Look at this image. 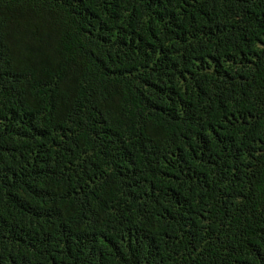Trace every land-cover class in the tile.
<instances>
[{
	"label": "trees",
	"instance_id": "16d2710c",
	"mask_svg": "<svg viewBox=\"0 0 264 264\" xmlns=\"http://www.w3.org/2000/svg\"><path fill=\"white\" fill-rule=\"evenodd\" d=\"M0 264H264V0H0Z\"/></svg>",
	"mask_w": 264,
	"mask_h": 264
}]
</instances>
